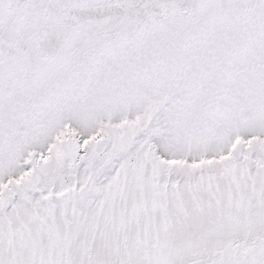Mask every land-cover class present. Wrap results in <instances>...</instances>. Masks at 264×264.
<instances>
[{
  "label": "snow or ice",
  "instance_id": "1",
  "mask_svg": "<svg viewBox=\"0 0 264 264\" xmlns=\"http://www.w3.org/2000/svg\"><path fill=\"white\" fill-rule=\"evenodd\" d=\"M0 264H264V0H0Z\"/></svg>",
  "mask_w": 264,
  "mask_h": 264
}]
</instances>
